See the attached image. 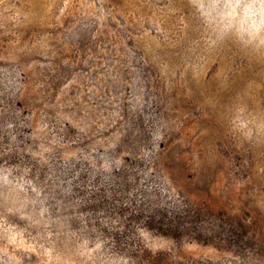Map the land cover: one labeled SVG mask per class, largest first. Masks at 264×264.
<instances>
[{"label":"rangeland","instance_id":"obj_1","mask_svg":"<svg viewBox=\"0 0 264 264\" xmlns=\"http://www.w3.org/2000/svg\"><path fill=\"white\" fill-rule=\"evenodd\" d=\"M0 264H264V0H0Z\"/></svg>","mask_w":264,"mask_h":264}]
</instances>
